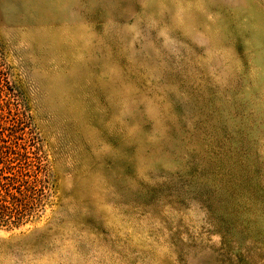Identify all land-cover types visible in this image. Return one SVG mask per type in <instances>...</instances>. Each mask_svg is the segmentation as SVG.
I'll return each mask as SVG.
<instances>
[{
    "label": "rangeland",
    "instance_id": "rangeland-1",
    "mask_svg": "<svg viewBox=\"0 0 264 264\" xmlns=\"http://www.w3.org/2000/svg\"><path fill=\"white\" fill-rule=\"evenodd\" d=\"M0 139V264H264V0H0Z\"/></svg>",
    "mask_w": 264,
    "mask_h": 264
},
{
    "label": "trees",
    "instance_id": "trees-1",
    "mask_svg": "<svg viewBox=\"0 0 264 264\" xmlns=\"http://www.w3.org/2000/svg\"><path fill=\"white\" fill-rule=\"evenodd\" d=\"M15 152V149H5V146L3 150L0 149V226H18L32 216L30 208L34 206L36 187L31 183L38 182L39 179L27 161L18 168H13L11 160L15 157H27V152ZM39 170L41 171V168Z\"/></svg>",
    "mask_w": 264,
    "mask_h": 264
}]
</instances>
